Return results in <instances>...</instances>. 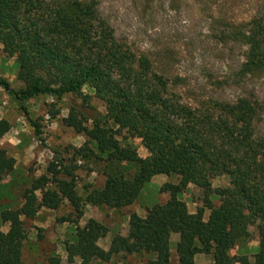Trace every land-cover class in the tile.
Returning <instances> with one entry per match:
<instances>
[{"label":"trees","instance_id":"trees-1","mask_svg":"<svg viewBox=\"0 0 264 264\" xmlns=\"http://www.w3.org/2000/svg\"><path fill=\"white\" fill-rule=\"evenodd\" d=\"M240 37L247 51L242 72L262 70L263 19L252 20ZM0 46L15 58L21 84L12 89L0 78V90L23 115L25 103L38 96H74L87 105L90 96L82 94L83 88L104 108V115L88 119L90 127L71 108L63 123L85 138L82 146L66 148L65 155L51 152L45 173L22 190L21 204L15 209L0 205V225L7 226L0 232V264H25L23 223L40 210L56 211L66 202L73 219L58 222L76 225L84 205L131 206L155 176L178 180L159 189L169 194L163 204L147 209L143 218L130 214L126 235L111 238L106 250L97 245L107 234L105 227L92 219L75 226L73 242L64 245L66 263L102 264L117 255L147 254V264H169V238L177 235V264H193L197 255H210L212 264H264V137L254 134L251 104L239 99L193 108L165 98V82L145 58L134 59L116 44L91 1L0 0ZM109 123L132 133L147 156L120 147ZM31 126L39 134L36 124ZM9 130L0 120V140ZM81 162L98 166L104 177L102 187L85 191L83 199L75 176ZM13 167L14 160L0 149V183ZM221 176L230 179V187L213 189L211 181ZM189 185L202 193L203 206L192 214L178 199ZM212 196L218 199L216 207ZM203 210L208 211L205 221ZM252 221L257 233L252 261L231 257ZM50 264L60 263L54 259Z\"/></svg>","mask_w":264,"mask_h":264},{"label":"rangeland","instance_id":"rangeland-1","mask_svg":"<svg viewBox=\"0 0 264 264\" xmlns=\"http://www.w3.org/2000/svg\"><path fill=\"white\" fill-rule=\"evenodd\" d=\"M94 4L98 18L110 31L116 44L134 59L145 58L151 72L165 82V98L174 103L193 108L213 103L232 104L239 99L246 100L254 109L252 127L254 134L264 137V68L253 73H243L246 47L240 35L254 19H263L264 0H85ZM17 65L14 57L3 54L0 46V78L12 89L21 88L16 80ZM89 95L84 105L78 97L64 96L59 99L38 96L25 103L26 116L9 101L0 90V120H5L9 132L0 140V149L14 160V167L0 183V205L15 209L21 204L20 194L31 179L45 173L51 152L63 155L66 148L82 146L85 138L67 128L63 119L71 108L79 114L77 119L90 127L88 119L104 115L103 105L96 100L88 88L82 89ZM50 112H56L50 117ZM31 123H35L39 134ZM107 127L116 131L120 147L132 148L139 158L147 156L139 140L125 130H117L111 123ZM75 172L76 192L83 199L85 191L102 187L104 177L98 166L79 163ZM174 176H155L140 191L135 202L123 209L83 206V215L76 225L58 222L73 219L71 208L63 202L56 211L40 210L32 221H24L26 240L21 249V260L25 264H50L58 259L66 263L64 245L74 240V228H81L92 219L106 228L107 234L97 242L104 249L111 238L124 237L130 214L140 218L147 209L163 204L167 192L159 189L165 185H176ZM225 176L211 181L213 189L230 187ZM188 213L202 208V193L189 185L180 195ZM216 207L219 202L210 197ZM208 211L203 210L205 221ZM7 230L0 225V232ZM175 237V238H174ZM177 235L169 238V264H177L174 245ZM257 249L256 222L248 226L245 236L229 252L231 257H246L252 261ZM147 254L117 255L102 264H147ZM70 264H79L74 259ZM193 264H212L210 255H197Z\"/></svg>","mask_w":264,"mask_h":264},{"label":"crops","instance_id":"crops-1","mask_svg":"<svg viewBox=\"0 0 264 264\" xmlns=\"http://www.w3.org/2000/svg\"><path fill=\"white\" fill-rule=\"evenodd\" d=\"M40 212H38V214L36 215V217L39 215ZM6 232V231H5ZM170 238H171V235H170ZM175 238V237H174ZM108 248V247H107ZM103 250H106V248H104Z\"/></svg>","mask_w":264,"mask_h":264}]
</instances>
